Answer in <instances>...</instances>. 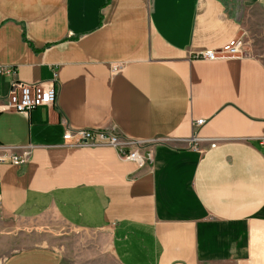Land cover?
Instances as JSON below:
<instances>
[{
  "label": "crops",
  "instance_id": "1",
  "mask_svg": "<svg viewBox=\"0 0 264 264\" xmlns=\"http://www.w3.org/2000/svg\"><path fill=\"white\" fill-rule=\"evenodd\" d=\"M246 26L253 53L193 58ZM0 68V146L26 154L0 166V264H73L32 244L70 237L54 222L119 264H264V0H0ZM54 75L52 106L5 110ZM110 128L153 162L63 141Z\"/></svg>",
  "mask_w": 264,
  "mask_h": 264
},
{
  "label": "built area",
  "instance_id": "2",
  "mask_svg": "<svg viewBox=\"0 0 264 264\" xmlns=\"http://www.w3.org/2000/svg\"><path fill=\"white\" fill-rule=\"evenodd\" d=\"M245 43L240 37H235L222 45L218 50H204L194 54V59L206 61H218L225 59L244 58ZM12 68H0V75L13 76ZM56 76L52 81L39 84L14 83L7 96L5 110L17 114H28L32 110L42 106H52L56 101ZM203 120L194 122V128L202 126ZM63 141L70 146H107L114 148L118 158L131 162L138 169L150 165L153 162L151 146L147 142L134 143L122 136L116 129L106 130H70L63 135ZM260 146L264 149V140ZM26 163V154L18 155L0 146V166H22ZM1 189V180H0Z\"/></svg>",
  "mask_w": 264,
  "mask_h": 264
},
{
  "label": "rangeland",
  "instance_id": "3",
  "mask_svg": "<svg viewBox=\"0 0 264 264\" xmlns=\"http://www.w3.org/2000/svg\"><path fill=\"white\" fill-rule=\"evenodd\" d=\"M238 37L242 38L248 52L253 53L251 41L255 36L250 34V28L246 26V30H243ZM54 224L55 230L69 234L70 237L57 241L53 237L44 236L37 238L40 240L32 244L49 245L61 251L73 264H119L110 252L109 239L105 233L84 229L72 231L58 222ZM52 238L54 240H51ZM8 253L6 251L5 255Z\"/></svg>",
  "mask_w": 264,
  "mask_h": 264
}]
</instances>
